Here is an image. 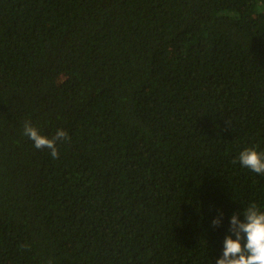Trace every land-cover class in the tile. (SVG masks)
<instances>
[{"label": "trees", "instance_id": "16d2710c", "mask_svg": "<svg viewBox=\"0 0 264 264\" xmlns=\"http://www.w3.org/2000/svg\"><path fill=\"white\" fill-rule=\"evenodd\" d=\"M245 147L264 0H0V264H215L264 210Z\"/></svg>", "mask_w": 264, "mask_h": 264}, {"label": "clouds", "instance_id": "9594fccd", "mask_svg": "<svg viewBox=\"0 0 264 264\" xmlns=\"http://www.w3.org/2000/svg\"><path fill=\"white\" fill-rule=\"evenodd\" d=\"M24 134L33 141L37 149H50L53 158L59 155L56 141L69 139L68 133L63 129H58L54 137L48 138L28 121L24 123ZM237 159L242 167L264 175V154L255 147H245ZM242 215L243 220L238 219L237 213L230 217L229 232L235 238L233 235L225 236L222 254L215 260V264H264V210L253 202L243 208ZM212 224L218 226L220 219L214 218Z\"/></svg>", "mask_w": 264, "mask_h": 264}]
</instances>
